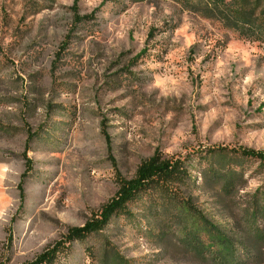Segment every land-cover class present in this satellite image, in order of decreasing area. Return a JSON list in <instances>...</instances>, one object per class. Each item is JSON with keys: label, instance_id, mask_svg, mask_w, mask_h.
Masks as SVG:
<instances>
[{"label": "rangeland", "instance_id": "rangeland-1", "mask_svg": "<svg viewBox=\"0 0 264 264\" xmlns=\"http://www.w3.org/2000/svg\"><path fill=\"white\" fill-rule=\"evenodd\" d=\"M243 149L264 154L263 46L172 0H0V264L84 227L155 154L185 165L177 199L143 196L56 264H212L186 234L240 244L264 207Z\"/></svg>", "mask_w": 264, "mask_h": 264}, {"label": "trees", "instance_id": "trees-1", "mask_svg": "<svg viewBox=\"0 0 264 264\" xmlns=\"http://www.w3.org/2000/svg\"><path fill=\"white\" fill-rule=\"evenodd\" d=\"M184 10L213 23H218L226 31L235 33L239 40L255 43L264 47V0H172ZM83 18V20H90ZM80 20V21H83ZM248 159H257L264 165V154L252 150H240ZM190 177L184 163L172 158L164 159L160 154L145 161L138 169L133 180H118L115 198L81 228L68 230L67 236L27 264H56L59 254L73 242H83L93 234L103 232L109 222L122 214H128L127 208L145 195L158 194L165 201L177 199L176 187L187 185ZM230 183L224 185L227 190ZM180 202V200H179ZM186 205V204H185ZM188 205V204H187ZM244 232L245 238L240 244L220 237L215 238L219 248L207 249L197 233L186 234V244L202 259L212 264H259V245L264 243V207H255L247 211ZM261 220L263 226L256 225ZM206 251L208 255L205 256Z\"/></svg>", "mask_w": 264, "mask_h": 264}]
</instances>
